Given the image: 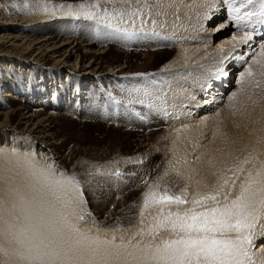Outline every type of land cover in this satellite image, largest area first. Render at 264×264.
<instances>
[{
  "label": "bare ground",
  "instance_id": "6f19581e",
  "mask_svg": "<svg viewBox=\"0 0 264 264\" xmlns=\"http://www.w3.org/2000/svg\"><path fill=\"white\" fill-rule=\"evenodd\" d=\"M242 2L0 0V264H26L20 255L26 254L25 246L16 236L21 229L31 230L24 201L31 203L40 193H47L54 213H63L88 237L86 245L111 250L113 245L104 241L114 237L115 245L128 246L119 249L126 255L136 245L174 238L170 231H152L167 212L190 208L198 195L215 193L228 178L224 191L235 198L250 174L264 175L260 65L249 62L255 75L242 83V73L237 74L235 96L227 97L244 64L238 57L257 45L259 53L264 44L262 36L245 27L252 16L239 22L232 18V7H240V15L259 10L258 0L245 7ZM125 9L138 10L134 16L142 19L130 28L122 26L135 35L113 36L115 48L96 41L99 30L108 28L101 12L115 15ZM134 16L124 17L130 21ZM245 33L251 40L238 44ZM159 47L173 48L159 53L164 60L159 71L152 58L142 66L130 64L138 52ZM152 130L161 132L157 151L146 155L149 134L144 132ZM93 131L113 137V146L83 149L86 140L105 143ZM122 131L137 140L124 146ZM158 158L162 165L156 169ZM135 166L138 175L128 170ZM238 168L243 171H234ZM41 170L48 172L56 196L45 186ZM69 177L79 181L86 201L84 220L73 211L79 209L72 189L54 184ZM232 180L235 187H230ZM149 190L181 195L188 204L145 207ZM260 225L264 216L249 249L256 264H264ZM65 235L79 239L67 229Z\"/></svg>",
  "mask_w": 264,
  "mask_h": 264
},
{
  "label": "snow or ice",
  "instance_id": "6c2138e0",
  "mask_svg": "<svg viewBox=\"0 0 264 264\" xmlns=\"http://www.w3.org/2000/svg\"><path fill=\"white\" fill-rule=\"evenodd\" d=\"M227 2L231 4L233 0ZM252 3L253 0H243L241 7ZM257 7L259 11L244 12L243 15H240V7H232V18L239 22L253 15L264 16V0H258ZM80 8L83 9L84 5H80ZM137 11L115 10V15L109 18L106 13L101 22L113 30L110 35L122 33L130 37L135 35L133 31L112 21L117 19L123 21L125 14L131 17L136 15ZM84 14L89 18L94 16L92 12ZM249 40L251 35L245 33L237 43L247 44ZM238 59L242 60L243 57ZM253 63L260 65V75L264 76V44L260 46L257 59ZM254 75L249 66L241 74V82ZM150 86L145 87L144 95L150 94L147 90ZM243 163L248 161L245 160ZM234 171L239 172L243 169L238 168ZM40 175L45 181V186L56 196L55 189L49 186L48 172L41 170ZM61 176L64 177L65 174L61 173ZM229 179L231 178L224 179L215 193L198 195L192 200L190 208L167 212L159 220L156 228L152 229L153 232L156 229L170 231L174 238L162 239L159 243H150L144 247L136 245L134 250L127 252L126 255L119 249L128 246L115 245L114 237L113 241H104L105 244L113 245L111 250L86 245L84 241L88 237L76 225L71 224L63 213L56 214L52 211V205L45 200L47 193H40L31 203L24 201V197L21 196V200L27 205L25 219L33 222L31 230L21 229L16 236L17 242L24 244L26 249V254H20L21 259L26 261V264H256L249 249L252 246L253 230L264 216V175L258 172L256 177H252L250 174L248 180L240 185L239 194L232 199H229L230 192L224 191L225 186H229ZM54 184L61 190L72 189L79 209L78 212L76 209L73 211L78 219L84 220L88 213L83 208L86 201L82 199L79 181L75 177H69L56 180ZM230 187H235V180H232ZM145 196V207L149 204L177 206L188 204L183 196L168 195L166 191L160 193L149 190ZM221 196L223 202L219 199ZM71 203L69 200L65 207ZM11 227L9 225V228ZM65 229L77 234L79 239L72 240L66 236Z\"/></svg>",
  "mask_w": 264,
  "mask_h": 264
},
{
  "label": "rangeland",
  "instance_id": "374dc122",
  "mask_svg": "<svg viewBox=\"0 0 264 264\" xmlns=\"http://www.w3.org/2000/svg\"><path fill=\"white\" fill-rule=\"evenodd\" d=\"M107 12L105 11V14H106ZM101 14H102V16H105V14H104V11H102L101 12ZM109 14H112V15H114L113 13H109ZM108 14V17L110 18L112 15H109ZM134 17H135V19H134ZM134 17H132L131 18V20L129 21V17H124V19H126V20H124L123 19V21H119L118 19H117V21H115V20H113L112 21V23H118L119 25L120 24H122V25H120L121 27L123 26H127V27H129L130 28V26H131V24H132V26H133V24L135 25V24H139V23H142V19L141 18H139L140 17V15L138 16L137 15V18H136V16H134ZM102 20V19H101ZM100 20V21H101ZM128 20V21H127ZM133 20V21H132ZM141 20V21H140ZM135 21V22H134ZM139 23H138V22ZM120 22V23H119ZM124 23V25H123V23ZM125 22H129L128 23V25H127V23H125ZM137 22V23H136ZM131 23V24H130ZM130 25V26H129ZM213 25V24H212ZM131 26V27H132ZM126 27V28H127ZM97 30H99V29H97ZM96 30V31H97ZM102 30H104V32H100V30H99V33L97 34V35H95L96 36V41H99V42H101V43H104V45L105 44H108L109 46L108 47H113V48H115L114 46H112L111 45V43L112 42H117V40L116 39H114V37H113V35H110V33L113 31L111 28H107V29H102ZM95 32V31H94ZM103 41V42H102ZM118 43V42H117ZM171 45V44H170ZM107 47V49H109ZM159 48H163L162 50L161 49H159ZM159 48H155V49H151V50H145L144 52H138V53H142L141 55H136V56H134V57H132L131 59V62H130V64L131 65H134V66H142L144 63H145V61H146V59H151L152 58V60H153V62H154V64H155V71H159L162 67H163V64H162V62L161 61H164V60H160L161 58L159 57L160 55H159V53L161 52V51H166V50H171V49H173V48H169L168 49V47H159ZM258 48V45L257 46H255V47H253L252 49H251V51H250V54L247 56L246 54H242V57H243V59H242V62H244V64L242 65V67H240V68H237L238 69V71L236 72V76H234L232 79L233 80H231L232 81V85L234 84V86H232L231 88H232V91H230V90H228V94H227V97H229V99L233 96V94H234V91H236V89H237V85H238V80H239V77H238V75H240L241 73H243L248 67H249V65L254 61V60H256L257 58H256V56H258V50L256 51V49ZM106 49V48H105ZM106 49V50H107ZM260 50V49H259ZM146 53V54H145ZM142 55H144V56H142ZM174 55V54H173ZM256 55V56H255ZM138 56V57H137ZM144 57H145V59H144ZM165 59V58H164ZM249 62H250V64H249ZM162 65V66H161ZM125 66H127V64H125ZM161 67V68H160ZM230 67V66H229ZM160 68V69H159ZM159 69V70H158ZM242 70V71H241ZM140 73V72H139ZM238 74V75H237ZM83 87V86H82ZM225 93H226V91H225ZM231 95V96H230ZM226 97V96H225ZM122 102V101H121ZM124 105H126L127 104V102H122ZM126 106H129V104H127ZM116 111H117V109H116ZM129 118H130V122H132L133 121V117L131 116V115H129ZM140 119V121H139V123L141 122L142 123V119L141 118H139ZM143 124H144V122H143ZM145 125H148V123L147 124H145ZM131 130H133V131H135V130H137V128H134V129H131ZM74 133V132H73ZM121 133V138H123V142H124V146L126 145V143L128 142V141H130V143L132 142L133 143V141H135V140H137V138H133V135H128V134H126V132L125 131H122V132H120ZM161 132H156V131H154V130H152V131H150V133L149 132H144V134H149L148 136H147V138H148V143L146 144V146H144L143 147V151H145L146 150V152H147V154L146 155H148L150 152H152V151H157V143L155 142V139L159 136V134H160ZM75 134H76V132H75ZM92 134L96 137V138H98V139H105L106 141H105V143L104 144H100V142H97V143H93V141H92V139H90V140H86L85 142H84V144H82L81 146L83 147L84 146V148L83 149H89V148H96L95 150H97L98 149V147L100 146V145H103V147H105L106 145H107V143L109 144V145H111V146H113L109 141H111L112 139H113V137H111V136H109V137H103L102 135H101V133L100 132H96V131H93L92 132ZM86 136L87 137H89V135H87L86 134ZM123 136V137H122ZM124 136H127L128 138H125ZM134 139V140H133ZM144 139H146V138H144ZM108 140V141H107ZM131 143V144H132ZM87 147V148H86ZM125 148H127L128 150H131V148H129V147H125ZM145 154V153H144ZM91 163H93V161H91ZM162 165V158H158L157 159V161H156V169H158L160 166ZM132 174H135V175H138V173L140 172L139 170H138V168L135 166V167H130L129 169H128ZM157 171H159V170H157Z\"/></svg>",
  "mask_w": 264,
  "mask_h": 264
}]
</instances>
